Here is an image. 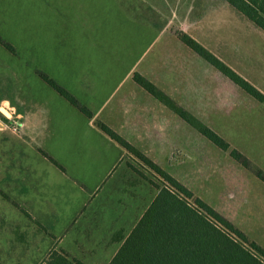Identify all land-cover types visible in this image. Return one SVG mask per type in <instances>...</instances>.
Returning a JSON list of instances; mask_svg holds the SVG:
<instances>
[{"label": "rangeland", "instance_id": "1", "mask_svg": "<svg viewBox=\"0 0 264 264\" xmlns=\"http://www.w3.org/2000/svg\"><path fill=\"white\" fill-rule=\"evenodd\" d=\"M182 34L264 94V30L225 0H0V264H40L61 246L108 264L122 244L106 242L109 215L136 226L138 211L123 213L110 190L124 174L160 187L163 179L99 121L124 125L118 133L187 187L190 204L200 198L264 249V102Z\"/></svg>", "mask_w": 264, "mask_h": 264}, {"label": "trees", "instance_id": "2", "mask_svg": "<svg viewBox=\"0 0 264 264\" xmlns=\"http://www.w3.org/2000/svg\"><path fill=\"white\" fill-rule=\"evenodd\" d=\"M225 1L264 30V0ZM180 38L225 76L264 102V94L259 89L197 40L188 34H182ZM42 75L54 89L80 111L89 117L93 116L92 111L86 105L79 103L68 90L47 75ZM135 79L152 94L170 103V99L146 78L136 74ZM194 124L211 140L227 147L228 144L211 129L202 123ZM98 125L108 136L156 171L164 182L159 191L164 194L161 205L157 203L158 193L150 208L143 214L129 236L124 239L108 264H264L262 247L249 241L241 230L200 198L194 199L195 205L190 204L189 199L193 198V194L187 187L104 122L99 121ZM45 155L58 167L63 168L55 159L46 153ZM40 264L84 263L77 258H71L62 249H52Z\"/></svg>", "mask_w": 264, "mask_h": 264}, {"label": "crops", "instance_id": "3", "mask_svg": "<svg viewBox=\"0 0 264 264\" xmlns=\"http://www.w3.org/2000/svg\"><path fill=\"white\" fill-rule=\"evenodd\" d=\"M93 112V111H92ZM83 113V112H82ZM87 116V115H86ZM89 117V116H88ZM93 117V116H92ZM90 117V118H92ZM110 126L114 127L115 128V132H120L121 133V129H122V126H114V125H111V123L109 124ZM118 129V130H117ZM120 129V131H119ZM105 133V132H104ZM106 134V133H105ZM119 134V133H118ZM111 140H113L114 142H116L117 144H119L117 141H115L114 139H112L110 136H108ZM123 137V136H122ZM126 137V136H125ZM126 139V138H125ZM127 140V139H126ZM130 142V141H129ZM131 143V142H130ZM132 145H134L133 143H131ZM122 146V145H121ZM135 146V145H134ZM123 147V146H122ZM136 147V146H135ZM138 149V147H136ZM130 154H132L130 152ZM132 156L134 158H136V162L139 164L138 166L143 168V161L140 160L139 158H137L136 156H134L132 154ZM57 162V161H56ZM58 163V162H57ZM59 164V163H58ZM61 165V164H59ZM62 166V165H61ZM63 167V166H62ZM61 169H64L61 168ZM137 169V166H134V169L133 170H136ZM133 170L132 171V174L133 173ZM138 172H142L141 170H138ZM111 176V175H110ZM121 178H124V182L121 183L120 182V185L118 186H114V191H111L110 190V193H115L117 192L119 195H121L122 197H119L117 199V203H118V207L119 209L123 210V213H126V215H129L132 211L136 210L138 211L136 215V218H134L132 221L133 223H137V221L141 218H139L141 216V213H143L144 209H149L150 206L152 205L154 199L157 197L159 191H160V185L158 183H155V185H152V182H149L148 181V178L147 177H144L143 173H142V177L141 178H137V177H134L132 175H128L127 174ZM144 178V179H143ZM157 178V177H156ZM145 181L147 182L148 186L146 187L147 188V192L149 194V198H147V200H144L145 197L144 195L140 192L141 191V188L144 187L143 183H145ZM138 186H142V187H138ZM155 186V188H154ZM162 187V186H161ZM137 188H140V190H136ZM120 192V193H119ZM139 209V210H138ZM141 209V210H140ZM110 218H108L106 220V229L109 230L108 232V237L106 238L107 241L106 242H110V241H113L115 243H117L116 247H119V243H123L124 239L126 237L129 236V234L131 232H129L130 230H126V228L123 226V225H120L121 224V221H119L121 218L118 217V216H115V217H112V215L110 214L109 215ZM142 217V216H141ZM139 218V219H138ZM127 219V217H126ZM122 220V219H121ZM123 221V220H122ZM124 222V221H123ZM135 227V226H134ZM133 227V228H134ZM132 228V230H133ZM131 230V231H132ZM122 245V244H121ZM59 249H62L64 250L66 253L69 254V256L71 258H77L78 260H80L81 262H83L84 264H86L81 258L75 256L72 254V252H70V250H68L67 248L65 247H60ZM119 250V249H118ZM116 251V250H115ZM117 253V251H116ZM115 253V254H116ZM113 258V257H112ZM111 258V259H112Z\"/></svg>", "mask_w": 264, "mask_h": 264}, {"label": "bare ground", "instance_id": "4", "mask_svg": "<svg viewBox=\"0 0 264 264\" xmlns=\"http://www.w3.org/2000/svg\"><path fill=\"white\" fill-rule=\"evenodd\" d=\"M3 111L7 114V115H9V113L3 108Z\"/></svg>", "mask_w": 264, "mask_h": 264}]
</instances>
